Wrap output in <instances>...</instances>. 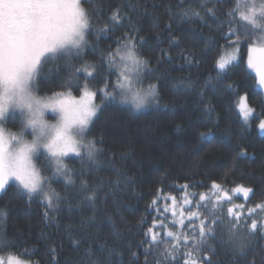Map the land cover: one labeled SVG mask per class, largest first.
<instances>
[{
	"label": "snow or ice",
	"instance_id": "6c2138e0",
	"mask_svg": "<svg viewBox=\"0 0 264 264\" xmlns=\"http://www.w3.org/2000/svg\"><path fill=\"white\" fill-rule=\"evenodd\" d=\"M149 6L155 7L153 0L144 4L139 0L115 4L110 0H0V193L15 188L27 203L41 206L46 223L58 225L64 206L70 214L75 209L81 215L80 228L86 231L100 229L102 216L112 222L98 205H106L115 196L121 177L125 183L130 178L119 172L115 180L92 177V171H98L92 166L100 163L98 157L105 149L103 134L93 136L91 129L105 102L130 104L139 111L163 100L158 80H148L156 76L141 51L146 41L140 16ZM165 11L169 22L164 29L170 44L178 39L172 34L176 21L198 20L217 34L219 40L204 41L216 73L208 82L215 80L214 90L222 84L232 92L236 99L230 108L245 124L254 115L264 114L256 113L248 93H241L238 84L225 80L246 56L255 85L264 89V0H177ZM152 16L158 28L159 17ZM201 35L202 31L193 37ZM161 55L168 53L162 50ZM185 60L201 63L193 52ZM202 110L212 120L215 107L205 103ZM258 128L264 131V118L258 120ZM114 158L115 154L110 162ZM73 161L81 167L71 166ZM56 183L63 184V192L54 187ZM202 186L205 192H190L195 185L188 183L174 186L179 197L156 190L146 209L156 215L137 245L143 264H213L212 241L226 236L234 255L243 256L248 244L241 232L264 236V199L246 207L249 197L255 198L252 188H226L216 181ZM239 193L245 203L235 202L233 195ZM85 209L89 215H83ZM7 215L0 209V218ZM65 231L74 249L84 248L79 264H108L107 259L95 258L97 248L106 250L108 258L118 252L107 242L94 245V233L74 236L72 224ZM19 243L9 239L4 229L0 264H32L28 249L17 250ZM49 255L55 260L54 247ZM130 255L138 257L139 253L130 249Z\"/></svg>",
	"mask_w": 264,
	"mask_h": 264
},
{
	"label": "trees",
	"instance_id": "16d2710c",
	"mask_svg": "<svg viewBox=\"0 0 264 264\" xmlns=\"http://www.w3.org/2000/svg\"><path fill=\"white\" fill-rule=\"evenodd\" d=\"M110 2L115 4L120 0ZM139 2L144 4L148 0ZM153 2L155 7L149 6L148 12L140 16L141 35L146 41L141 51L156 76V79L148 77V80L153 83L158 80L163 100L160 105L139 111L128 104L105 102L91 129L93 136L103 134L105 149L104 154L98 157L100 163L92 166L93 169L98 168V171H92V177L115 180L119 172L130 178L125 183L121 177L115 196L109 197L106 205H98L106 216L112 217V222L102 216L104 224L100 229L86 231L80 228L81 215L75 209L70 214L64 206L58 225L50 224L45 222L41 206L35 202L27 203L15 188L0 195V209L8 213L6 219L0 218L3 225L0 234L6 229L9 239L20 241L17 250L28 249V258L35 264H65L66 261L79 264L84 248H73L65 231L69 224L76 228L74 236L94 233V245L107 242L118 250L108 258L106 250L101 252L97 248L95 258L107 259L108 264H143L142 249L137 245L156 215L149 214L146 209L158 188L163 190L162 194L179 197L181 193L174 186L188 183L195 185L189 188L190 192H205L202 184L210 185L216 181L226 188L236 185L252 188L255 198L250 196L246 207L264 199V132L258 128V120L264 118L261 114L264 113V91L255 85V74L247 68L246 56L225 80L238 84L241 93L246 91L250 105L257 114H261L254 115L249 124H245L236 110L230 108L236 99L232 92L222 84H217L214 90L215 80L208 82L209 77H215L216 73L210 54L205 51L204 41L209 38L219 40L217 34L204 28L198 20L176 21L173 22L172 34L178 39L170 44L169 34L164 29L169 22L165 8L176 4L177 0ZM152 13L159 17L158 28L153 26ZM212 26L215 27L214 24ZM201 31L203 35L198 39L193 37L194 33ZM219 42L224 43L223 40ZM162 50L168 55L162 56ZM189 52L195 53L201 63H186L185 57ZM89 58H93L91 54ZM73 94L77 95L75 89ZM96 102L99 103V98ZM205 103L215 107L212 120L202 110ZM9 127L15 129L11 125ZM113 154L114 162H110ZM71 166L81 167L75 161ZM54 187L61 192L64 190L62 183H56ZM68 191L73 198L76 197L73 189ZM233 198L238 204L245 203L242 193L234 194ZM83 215H89L87 209ZM240 235L247 238L246 255H234L224 236L212 241L216 253L212 257L213 264H231L234 259L238 264H251L253 260L255 264H262L264 236L256 234L249 237L246 232ZM53 247L56 249L55 260L49 255V249ZM130 249L138 252V257L131 256Z\"/></svg>",
	"mask_w": 264,
	"mask_h": 264
},
{
	"label": "rangeland",
	"instance_id": "374dc122",
	"mask_svg": "<svg viewBox=\"0 0 264 264\" xmlns=\"http://www.w3.org/2000/svg\"><path fill=\"white\" fill-rule=\"evenodd\" d=\"M262 90L264 91V89H262ZM128 105H130V104H128ZM130 106H131V105H130ZM152 106H157V105H152ZM152 106H149V107H152ZM149 107H147V108H149ZM147 108H145V109H147ZM145 109H141V110H145ZM11 130H12V131H16V129H14V128L12 129V127H11ZM262 132H264V131H262ZM1 194H2V193H0V195H1ZM32 264H35V263L32 262Z\"/></svg>",
	"mask_w": 264,
	"mask_h": 264
}]
</instances>
